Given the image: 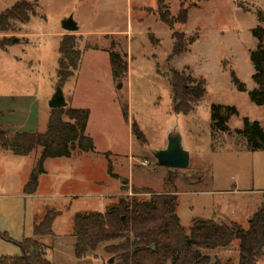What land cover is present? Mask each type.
<instances>
[{
	"label": "rangeland",
	"instance_id": "374dc122",
	"mask_svg": "<svg viewBox=\"0 0 264 264\" xmlns=\"http://www.w3.org/2000/svg\"><path fill=\"white\" fill-rule=\"evenodd\" d=\"M18 2L29 5V20H11V29L0 32L5 44L0 47V95L10 103L6 124L32 127L26 123L29 100L39 111L34 125L44 132L49 102L60 88L66 106L89 109L86 134L95 148L46 159L37 191L27 195L23 188L42 148L21 156L0 145V256L20 255L15 242L32 236L33 222L54 209L60 211L52 227L56 235L42 240L52 264H113L106 244L83 259L74 256L73 217L131 198L132 187L175 190L176 213L187 231L196 218L248 226L264 199V153L236 130L254 122L264 130V105L249 97L255 87L250 51L257 45L251 32L264 27L258 19L264 0H164L172 16L181 6L188 8L187 22L172 26L159 19L157 0H0V14ZM69 18L76 31L63 28ZM175 31L194 42L170 60ZM65 34L76 36L81 57L60 87L58 46ZM112 52L127 63L120 77L110 64ZM171 66L204 80V94L186 114L172 109ZM212 104L235 107L228 131L211 129ZM133 122L142 141L132 133ZM171 134L180 136L189 154L187 167L158 164L155 152L167 146ZM109 162L116 177L108 172ZM202 251L223 264L238 263L237 241ZM256 264H264V249Z\"/></svg>",
	"mask_w": 264,
	"mask_h": 264
},
{
	"label": "trees",
	"instance_id": "16d2710c",
	"mask_svg": "<svg viewBox=\"0 0 264 264\" xmlns=\"http://www.w3.org/2000/svg\"><path fill=\"white\" fill-rule=\"evenodd\" d=\"M26 2H18L12 8L0 14V32L11 29V20L23 22L29 20ZM159 19L168 26L178 22L185 24L188 8L181 6L178 14L172 16L164 0H157ZM258 19L264 22V12L258 13ZM257 40L255 49L250 51L253 66L252 80L255 87L249 92L250 100L256 105H264V27L252 29ZM173 47L169 55L172 60L186 51L194 38H186L183 32L173 33ZM152 37L150 36V39ZM0 47L5 49L4 42ZM58 86L73 75L79 65L81 52L77 48L76 36L65 34L58 46ZM110 64L116 77L127 71V63L119 54H110ZM237 85L239 91H245L243 84ZM170 85L172 109L175 113H188L204 94V80L197 79L184 70L170 67ZM211 129L218 132L228 131L227 119L230 113H236L233 106L212 104ZM90 111L87 108L70 106L50 109L44 132L39 131H3L0 130V145L16 155H29L36 147L41 154L23 188L24 194L33 195L38 188L39 176L45 172L44 162L48 158L71 157L75 152L94 151L93 139L86 134ZM123 109V117L127 118ZM132 133L138 140L143 134L137 123L133 122ZM246 137L250 147L264 153V130L254 122L246 123L244 129L236 130ZM108 172H112L111 162ZM131 198H120L116 204L109 205L103 212H77L73 217V252L77 259H83L89 253L106 244L104 251L109 253L113 264H223L217 257H211L202 250L228 247L238 242V263L256 264L264 249V199L249 219L245 228L231 221L215 218H196L189 230H185L176 213V191L157 193L148 188H131ZM149 194V199L140 200L139 194ZM130 199V200H129ZM60 211L47 209L43 217L33 222L32 236L15 242L20 255H1L0 264H52L47 254L50 249L43 238L54 235L53 222Z\"/></svg>",
	"mask_w": 264,
	"mask_h": 264
},
{
	"label": "water",
	"instance_id": "95a60500",
	"mask_svg": "<svg viewBox=\"0 0 264 264\" xmlns=\"http://www.w3.org/2000/svg\"><path fill=\"white\" fill-rule=\"evenodd\" d=\"M63 28L66 31H76L77 25L71 18L63 22ZM67 103L60 88L49 102L50 109L66 107ZM156 159L159 165L166 167H187L189 165V154L183 148L181 138L178 134H171L168 139V144L165 148L155 152Z\"/></svg>",
	"mask_w": 264,
	"mask_h": 264
},
{
	"label": "crops",
	"instance_id": "0c3cea01",
	"mask_svg": "<svg viewBox=\"0 0 264 264\" xmlns=\"http://www.w3.org/2000/svg\"><path fill=\"white\" fill-rule=\"evenodd\" d=\"M9 105H10L9 98L7 96L0 95V130H3V131H38V128L36 127V125H34L35 123H37L36 115L39 112L38 110H36V103L28 100V107H27L28 110L26 111L27 112L26 123L29 126H32L29 129H22V128H18V127H14L9 124H6L4 117L6 113V108Z\"/></svg>",
	"mask_w": 264,
	"mask_h": 264
}]
</instances>
